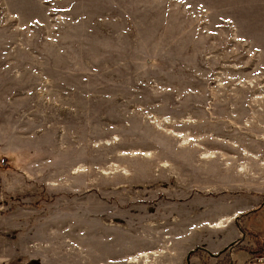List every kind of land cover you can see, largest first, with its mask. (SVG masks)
I'll return each mask as SVG.
<instances>
[{"label": "rangeland", "instance_id": "obj_1", "mask_svg": "<svg viewBox=\"0 0 264 264\" xmlns=\"http://www.w3.org/2000/svg\"><path fill=\"white\" fill-rule=\"evenodd\" d=\"M235 225L256 250L264 0H0V264H207Z\"/></svg>", "mask_w": 264, "mask_h": 264}, {"label": "crops", "instance_id": "obj_2", "mask_svg": "<svg viewBox=\"0 0 264 264\" xmlns=\"http://www.w3.org/2000/svg\"><path fill=\"white\" fill-rule=\"evenodd\" d=\"M235 226H236L235 232L233 233V236L231 239L224 241L222 243L214 242L210 246H207L205 244L197 245V247H199V249L201 251L208 253L207 264L208 263L214 264L215 261H216V263L218 262V264H264V263L256 262V260H255L256 255L254 256V253H253L254 250H252L250 248V244L246 245V244H243L242 242H240L239 245H237L236 241L239 239L240 235L244 234L243 229H245V228L243 226H240V225H235ZM169 227H171V225H169ZM174 227H175V225L173 226V228ZM236 230H237V233H236ZM251 231H253L252 232L253 234L256 232V230H251ZM189 232H191V231H189ZM259 236L262 239H264V233L262 235L259 234ZM164 238H168V236L164 235ZM168 241H169V244L167 245ZM168 241H166V246L171 245V241L170 240H168ZM192 247L193 246L189 247L188 253H187V250L185 252L186 253V255H185L186 262H184L185 260L183 261L185 264H187V262H188L187 259L189 258L190 254H191L190 252L192 251ZM149 250H157V249H149ZM158 250L159 251L162 250V251L160 253H158L156 256H149L148 262H144V259H142V258H139V260L136 262L135 261L130 262L129 257L132 255H129L126 257V259H127L126 262L128 264H149L155 258L160 256V254L163 253L161 255V256H163L162 264H167L166 255L168 253L169 254L172 253L173 250H169V249H168V251H164V249H158ZM143 251H148V250H142V251H138V252H143ZM136 254H134V255H136ZM183 262H181V264H183Z\"/></svg>", "mask_w": 264, "mask_h": 264}, {"label": "bare ground", "instance_id": "obj_3", "mask_svg": "<svg viewBox=\"0 0 264 264\" xmlns=\"http://www.w3.org/2000/svg\"><path fill=\"white\" fill-rule=\"evenodd\" d=\"M225 222H229V219L222 217V218H220L214 222L207 223V225L210 228H221V227H224L226 225ZM168 244H169V241L167 242V245ZM157 254H158L157 250H148V251L138 252L136 255L130 256L129 261L130 262H132V261L136 262L139 260V258H142V259H144V262H148L149 256H156Z\"/></svg>", "mask_w": 264, "mask_h": 264}, {"label": "trees", "instance_id": "obj_4", "mask_svg": "<svg viewBox=\"0 0 264 264\" xmlns=\"http://www.w3.org/2000/svg\"><path fill=\"white\" fill-rule=\"evenodd\" d=\"M254 236H255L256 244L258 245V248L253 251L254 256L264 254V239H262L259 235L255 233H254Z\"/></svg>", "mask_w": 264, "mask_h": 264}, {"label": "built area", "instance_id": "obj_5", "mask_svg": "<svg viewBox=\"0 0 264 264\" xmlns=\"http://www.w3.org/2000/svg\"><path fill=\"white\" fill-rule=\"evenodd\" d=\"M255 260H256V262L263 263L264 262V254L256 255Z\"/></svg>", "mask_w": 264, "mask_h": 264}]
</instances>
